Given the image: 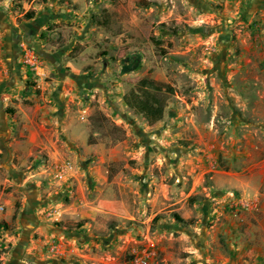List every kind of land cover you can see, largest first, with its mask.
Here are the masks:
<instances>
[{
    "label": "rangeland",
    "instance_id": "rangeland-1",
    "mask_svg": "<svg viewBox=\"0 0 264 264\" xmlns=\"http://www.w3.org/2000/svg\"><path fill=\"white\" fill-rule=\"evenodd\" d=\"M0 12L7 20L0 21V46L12 44V70L25 71L13 97L3 89L10 98L0 96L6 98L0 112L18 119L20 105L31 110L46 102L56 117L47 135L65 153L62 169H55L48 152H38V169L18 157L9 168L0 152V205L14 196L18 217L27 204L20 180L37 179L29 198L39 188L43 200L52 199L39 210L48 231L78 230L82 220L64 218L74 197L56 195L66 171L81 173L84 188L77 195L120 209L101 217L107 246L99 240L58 255L51 250L56 233H23L16 219L1 220L5 207L0 264L15 258L27 234L28 245L42 243L18 257L34 259L30 264L46 257L69 264H131L135 257L188 264L199 259L190 251L202 231L217 226L222 209L248 242L246 229L264 214V0H0ZM28 54L36 57L35 70ZM144 77L171 87L156 92L165 103L156 123L123 98ZM6 125L0 142L7 146L20 137L22 124ZM227 196L230 204H224ZM119 231L120 246L112 239ZM208 240L212 255L217 242L226 243L219 234ZM249 249L237 246L239 262ZM107 250L110 263L93 258Z\"/></svg>",
    "mask_w": 264,
    "mask_h": 264
},
{
    "label": "crops",
    "instance_id": "crops-1",
    "mask_svg": "<svg viewBox=\"0 0 264 264\" xmlns=\"http://www.w3.org/2000/svg\"><path fill=\"white\" fill-rule=\"evenodd\" d=\"M4 16V15H3ZM6 20V18L2 17V13L0 12V21L2 23H6L2 20ZM13 45L11 44L10 47L6 46L5 48H2L0 46V96H4L6 98H10L8 95L13 97V91L12 87L13 85L17 86L20 81H22L23 76L25 75V71L22 70V68H15L12 70V61L16 57L17 53L14 52ZM8 54V56H7ZM7 80L6 82L4 80ZM9 87V90L11 93L5 94L3 89H6ZM8 90V89H7ZM0 97V109L3 110V102L6 98ZM124 98V97H123ZM126 103V102H125ZM127 104V103H126ZM46 102H42L41 104L38 103L34 106V109L29 110L28 106L23 107L20 105V108L22 112H19L17 118H9L4 117L6 113L4 111L0 112L2 117H0V128L7 129L8 126L11 127L16 123L17 127H19L22 124V131L20 133V137L18 139H14L10 145H7L5 143L0 142V152H3V160L2 163L8 166L9 168L12 167V159L15 157H18L20 161H22V165L27 166L28 168L31 166H37L38 169L42 168L43 166H40L39 161V155L37 154L40 151H47L50 156V162L52 164H55V169L63 167V158L65 153L62 152V147H58L57 143H54L52 138H49L47 134L50 133L49 124H52L55 122L56 117L55 114L51 113L50 110L46 109ZM132 109V108H131ZM135 111V110H134ZM140 114V113H139ZM165 114V111H164ZM142 115V114H141ZM143 116V115H142ZM144 117V116H143ZM164 117V116H163ZM145 118V117H144ZM66 119V116L65 118ZM146 119V118H145ZM163 119V118H162ZM160 119V120H162ZM147 120V119H146ZM158 120V121H160ZM14 121L15 123H11ZM148 121V120H147ZM156 121V122H158ZM149 122V121H148ZM154 122V123H156ZM9 133L11 132L10 129ZM4 135V133H3ZM13 137V135L11 136ZM41 149V150H40ZM36 156L34 159H31L32 156ZM31 163L33 165H31ZM42 165V164H41ZM16 166V165H14ZM30 167V168H31ZM55 169H53L55 171ZM37 170V169H34ZM19 172V171H18ZM16 171V173H18ZM60 171H58L59 174ZM20 173V172H19ZM18 173V174H19ZM38 173V171H35V175ZM52 175L51 173H49ZM64 174L66 175L63 177L65 181L62 184V193L58 192L56 195L61 196L64 194H69L70 198L74 197L73 202L68 204L67 212L64 213V218H74L76 220H82L86 221L82 225L79 224V228L76 231H65L63 229H56V230H49L48 231V225L43 223L41 221V216L39 215V210L43 208L48 209L49 201L52 200H43L41 197V191L38 188L37 191H35L34 196L29 198L30 188L36 185H40V181L37 179H33L31 181L26 180L25 182L19 183L22 187V192L26 194L25 200L26 205L22 208L20 215L16 218V221L19 224V228L22 229V232H30L35 230V228L40 229L43 233H49L51 232L52 235H57V241L59 247L62 249V254H71V252L78 251L80 249V246H84V248H87L89 245L92 246L93 244H101L99 240L103 241L104 245H106V240L108 238L100 239L102 235L105 234L106 230H108V227L106 226V223H103L102 218L103 216H107L108 214L114 215H120V209L119 211L114 209V204L108 201L104 200H95V201H87V199L84 197H81V195H77V193H83V181L81 178V173H68L64 171ZM51 178V177H50ZM22 179V178H20ZM53 179V178H51ZM61 183L62 181H57ZM18 184V185H19ZM244 186V185H242ZM34 188V187H33ZM244 189V187H241ZM245 190V189H244ZM231 197L227 196L224 200V204H230L231 203ZM16 198L14 196L8 197L4 199V210L6 207L5 213L2 215L3 221L11 222L12 216L15 212L16 208ZM42 211V212H43ZM216 216H218V220L220 222H216V227L213 228V230H204L202 231V234L199 235V239L201 240L200 244L196 246V249H192L190 251L191 254H194L196 252L199 255V259H187L188 264H264V217L260 215L259 213L256 214L258 224L257 225H249L248 229L246 231L249 233L248 242H244V235H240L238 228H237V222L236 219L230 214L229 211L225 212L224 209L220 210ZM220 215L222 217L220 218ZM262 216V218H260ZM91 219V221L89 220ZM80 222V223H81ZM50 229V228H49ZM246 232V233H247ZM46 234V235H47ZM217 234L220 235V238H225L226 243L225 245L221 244L220 242L216 243V253L215 255L211 254L210 249V241L208 240V236H213V238L217 237ZM67 242H65L63 239ZM113 241L118 242V246H120V231L117 234H114V238H112ZM215 240V239H214ZM20 241V242H19ZM18 244L15 246L14 249V256L13 259H5L7 260L3 264H30L29 260L34 259H18V257L26 256L27 253L24 254L26 248H31L35 246L36 248H41L42 243L40 241L37 244L31 243L28 245V234L23 235L21 239L19 240ZM33 241V240H32ZM213 242V241H212ZM114 245V244H113ZM239 246V248L244 247H250L248 250L249 258L242 260L241 262L238 261L236 256V248ZM241 246V247H240ZM84 250V249H83ZM109 250V249H108ZM108 250L105 251L104 255H94V259H102L105 263H110L109 259H112V257L109 256ZM85 257H91L93 254L90 252L88 254H83ZM189 258L192 257V255L188 256ZM108 259V260H105ZM164 260V259H162ZM168 260V259H165ZM176 260V259H175ZM184 260V259H180ZM155 261V260H154ZM69 264L70 260L63 261L58 258H43L38 262V264ZM132 264V261H131Z\"/></svg>",
    "mask_w": 264,
    "mask_h": 264
},
{
    "label": "trees",
    "instance_id": "trees-1",
    "mask_svg": "<svg viewBox=\"0 0 264 264\" xmlns=\"http://www.w3.org/2000/svg\"><path fill=\"white\" fill-rule=\"evenodd\" d=\"M32 13L27 15V18H32ZM163 88L167 91L171 89L168 83H159L148 77L140 79L138 88L130 89L124 95V101L127 105L135 110L137 113L142 114L150 123H154L164 116L165 103L160 97L156 96V92H161ZM20 203H16L15 212L12 219H16ZM179 221H183L180 217H176ZM82 225L83 223H79Z\"/></svg>",
    "mask_w": 264,
    "mask_h": 264
},
{
    "label": "built area",
    "instance_id": "built-area-1",
    "mask_svg": "<svg viewBox=\"0 0 264 264\" xmlns=\"http://www.w3.org/2000/svg\"><path fill=\"white\" fill-rule=\"evenodd\" d=\"M26 61L29 63L31 67H33L34 70L37 68L36 57L33 54L32 55L28 54ZM0 210H4L3 205H0ZM51 250L56 252L58 255H63L62 254L63 252L61 253L62 249L59 247L57 243L52 245ZM132 264H149V261L145 257H135L134 259H132Z\"/></svg>",
    "mask_w": 264,
    "mask_h": 264
}]
</instances>
